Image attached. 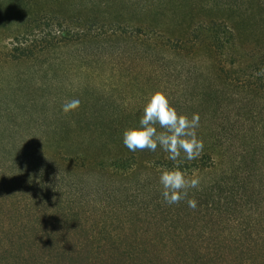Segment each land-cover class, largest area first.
<instances>
[{
	"label": "rangeland",
	"instance_id": "374dc122",
	"mask_svg": "<svg viewBox=\"0 0 264 264\" xmlns=\"http://www.w3.org/2000/svg\"><path fill=\"white\" fill-rule=\"evenodd\" d=\"M232 79L264 86V0H0V264L248 263L253 236L222 238L253 208L168 205L167 154L121 139L154 91L204 145L218 117L264 136V98ZM223 153L264 183V149Z\"/></svg>",
	"mask_w": 264,
	"mask_h": 264
},
{
	"label": "trees",
	"instance_id": "16d2710c",
	"mask_svg": "<svg viewBox=\"0 0 264 264\" xmlns=\"http://www.w3.org/2000/svg\"><path fill=\"white\" fill-rule=\"evenodd\" d=\"M16 50L21 56L27 54V51L20 52V48H15ZM218 73L220 74L222 71L219 70ZM232 88L236 92L249 93L264 98L263 85L232 79ZM222 118L218 117L220 122H214L212 125V133L216 144L211 142L209 145H204L202 151V154L206 155L208 163H202V156L191 161L185 160L183 154L175 162L167 159V156L163 159L165 163L161 162L166 169L179 167L189 179L192 177L199 178L198 188L189 189L188 198L197 201V208L201 212L214 213L222 211V208L228 211L233 208L240 212L242 210L247 212L253 208L252 213H254V216L251 213L243 215L240 219L243 225L231 227L222 239L227 240V243L230 244V238L231 241L240 239L245 241L247 236H253L251 257H249L248 263H241L259 264L261 262V264H264V183L248 182L247 177L236 165L234 167L228 164L225 165V159L222 155L223 151L230 149V147L235 148L240 157H242L241 153L249 154V151L257 153L260 149H264V136H258L255 128V130L249 129L248 131L243 128L237 129L236 123L240 121L239 119ZM159 161L160 159L157 162ZM220 173H222V176L216 178ZM159 190L161 195V187ZM181 202L187 204L186 200Z\"/></svg>",
	"mask_w": 264,
	"mask_h": 264
},
{
	"label": "clouds",
	"instance_id": "9594fccd",
	"mask_svg": "<svg viewBox=\"0 0 264 264\" xmlns=\"http://www.w3.org/2000/svg\"><path fill=\"white\" fill-rule=\"evenodd\" d=\"M79 105V99H70L62 104V111L69 113ZM199 126L198 113L189 118L179 113L163 92L154 91L146 97L138 123L125 127L121 139L130 152H155L159 148L173 162L181 158V154L183 159L191 161L197 159L204 149L203 141L197 136ZM158 182L161 196L168 205L186 200L189 208L197 207V201L188 198V190L198 188V177L189 179L179 167H175L161 170Z\"/></svg>",
	"mask_w": 264,
	"mask_h": 264
}]
</instances>
